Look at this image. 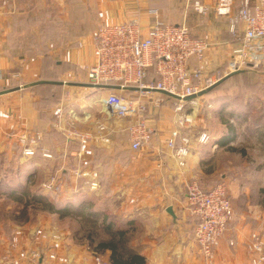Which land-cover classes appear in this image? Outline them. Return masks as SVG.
I'll return each mask as SVG.
<instances>
[{
    "label": "crops",
    "instance_id": "obj_1",
    "mask_svg": "<svg viewBox=\"0 0 264 264\" xmlns=\"http://www.w3.org/2000/svg\"><path fill=\"white\" fill-rule=\"evenodd\" d=\"M196 2L202 10L196 7ZM216 3L217 0H8L7 6L0 5V71L6 75L0 80V91L43 78L86 82L88 67L97 60L94 39L97 27L132 18H139L148 25L154 21L156 11L162 22H186L195 36L210 42L206 54L208 72L224 69L233 48L240 43L239 35L231 32L230 27L235 22L239 31L243 28V24L236 21L242 2L234 0L232 19L218 14ZM45 21L49 22L46 24L51 33H44ZM50 36L59 38L58 42H47V53L52 56L46 54L44 41ZM245 69L196 98L201 101L212 97V91L231 79L234 84L235 79L244 75ZM79 87L88 89L82 85L61 84L55 87L59 94L56 95L47 94V87L39 85L0 94V144L8 153L5 154L7 162L14 157L11 147L15 143L19 145V135L26 130L42 131L41 146L55 153H63L61 150L66 147L73 149V153L82 148L88 163L100 171L101 186L96 192L106 194L110 200L106 208L119 224L127 228L132 222V243L145 255V264H206L194 237L197 218L191 212L187 187L194 180L206 189L213 187L212 176L216 173L211 164L219 161L218 152L222 148L228 149L232 145L235 214L216 248L214 264H252L255 253L249 247L252 242L249 234L254 227L264 232V120L253 126L259 110L257 106L247 99L245 108L232 104L235 139L229 145H219L218 139L224 131L213 140L211 132L202 128L199 132L206 131L209 140L200 141L198 133L186 164L180 166L173 156V149L167 145L177 116L176 110L173 113L168 107H152L147 116L155 128L153 139L138 150L131 148L129 140H112L107 144L68 140L59 127V124L67 125L68 116L57 119L56 106L63 103L64 112L74 108L79 114L89 111L95 117H104L99 97L107 92L87 90L83 94L78 92L82 91ZM235 94L232 92V97ZM155 95L166 94L156 91ZM166 104H173V100ZM244 137L249 141L258 137L260 156L249 151L251 148L243 142ZM248 154L250 159L246 158ZM62 162L56 159L54 169ZM46 163L38 162L41 174H44ZM254 163L257 169L252 168ZM170 205L175 215L167 210ZM20 236L11 244L28 245ZM1 237L4 241L0 249L11 246V237L7 239L6 233ZM9 249L16 254L14 248Z\"/></svg>",
    "mask_w": 264,
    "mask_h": 264
},
{
    "label": "built area",
    "instance_id": "obj_2",
    "mask_svg": "<svg viewBox=\"0 0 264 264\" xmlns=\"http://www.w3.org/2000/svg\"><path fill=\"white\" fill-rule=\"evenodd\" d=\"M0 2L6 4L8 0ZM241 2L236 21L243 24V28L239 31L235 22L230 27L231 32L239 35L240 43L233 48L227 66L212 73L208 72L206 62L210 42L195 36L186 22L164 23L156 11L154 21L148 25H144L139 18L100 24L94 32L97 60L88 67L86 82L119 84L120 88L94 89L107 92L99 97L103 118L95 117L89 111L79 114L74 108L64 112L63 103L56 106L57 119L68 116L67 125L59 124L67 139H75L80 143L107 144L113 140L111 135L114 132L124 129L128 133L131 148L141 149L152 141L155 132L148 113L152 107H160L172 99L177 116L167 145L173 149L178 164L184 166L193 144L189 129L196 124V114L189 108L198 105L199 99L186 101L167 94L158 96L155 90L186 96L208 88L233 71L264 66V0ZM233 3L234 0H217V13L232 19ZM196 7L203 9L199 2H196ZM4 78L6 75L0 71V80ZM80 123L86 126H78ZM197 137L207 142L210 135L202 131ZM43 138L42 131H23L18 139L23 156L33 157L41 153L46 158H53L51 149L41 146ZM73 155L79 165L71 174L85 180L90 190L97 191L101 186L98 167L88 163L82 148L75 150ZM57 179L56 173L51 175L45 183L46 189L51 191L52 188L60 187ZM54 180L57 185L53 184ZM187 198L191 212L197 218L194 225L195 240L207 264H214L216 248L234 215L229 191L224 184L206 190L194 180L188 184ZM251 239L250 248L255 253L252 264H264V233L253 232ZM89 260L92 264H113L95 250L85 256L83 264H88ZM23 262L8 254L0 256V264Z\"/></svg>",
    "mask_w": 264,
    "mask_h": 264
},
{
    "label": "rangeland",
    "instance_id": "obj_3",
    "mask_svg": "<svg viewBox=\"0 0 264 264\" xmlns=\"http://www.w3.org/2000/svg\"><path fill=\"white\" fill-rule=\"evenodd\" d=\"M0 5L7 6L8 3L0 2ZM44 23L43 30L45 33L49 28L46 23L49 22L45 21ZM48 32L51 33V30ZM58 40L59 38L57 37H45V49L47 42L55 43ZM47 52L46 49V54L52 56V54ZM259 69L246 67L245 70H248V72L235 79L234 84H232L231 79L212 91L214 94L212 97L203 99L199 101L198 105L189 108V111H194L196 114V124L189 129L193 142L202 128L211 132L213 140L222 135V131L227 129V121L229 120L232 123V104L233 106L245 108V99H247L251 104L257 106L259 110L264 108V68ZM79 88L82 91L78 92H83V94L87 90L96 92L89 87L86 90L82 87ZM45 92L47 94L50 93L49 90H45ZM232 92L236 93L234 97H232ZM163 107H168L170 111L175 112L174 104L162 105L159 109ZM159 109L156 108V110ZM110 122L112 123V120ZM238 126H241V123H238ZM244 138L246 139L243 142L247 143V146L251 148L249 151L260 156L261 151L258 144L260 141L258 137L253 139V141H249L248 137ZM111 139L127 141L129 136L126 130L123 129L118 130L116 133L114 132L111 135ZM15 144L11 147L12 155L14 156L12 161L0 163V183H2L0 185V247L4 241L1 235L5 233L7 234V239L11 237L10 244L22 234L21 236L25 238V241H22L28 245L11 244L7 249L4 248L5 250L3 248L0 249L4 250L0 252V256L8 254L12 258H20L24 261L22 264H83L85 256L90 255L92 250H98V243L110 238V234L106 230L94 226L93 222L82 215L62 216L57 211L45 209L41 203H34L33 200L29 201L26 192H31L30 196L33 193H42L48 196L49 200L56 202L62 210L67 205L72 210L71 213L78 209L73 204L77 205L80 200H85L84 198H87V202L85 200L83 209H87L90 206L95 208L107 207V202L110 200L106 194L102 195L100 192L90 190L85 180L77 179L71 174V171L79 165V161L73 155V149L70 147L62 149L63 153H55V151L50 150L53 153V158H46L41 153H37L33 157H25L22 154L21 146L17 145V143ZM0 153L8 154L1 144ZM218 155L219 161L211 164L212 166L214 165L216 173V175L212 176L213 186L224 184L232 199V148H222ZM246 158L250 159L251 155L248 154ZM56 159L63 162L54 169ZM45 161L47 163L44 164V174H41L37 165L38 162ZM255 167L257 169L256 163L253 164L252 168ZM62 168L66 170L62 171ZM55 173L57 174L60 187L52 188L49 191L46 189L47 185L45 183ZM55 183L57 185L54 180L53 184ZM11 186L13 193H11L12 191L10 192ZM24 194L26 197H21L20 201L17 200V197ZM253 232H261V229L252 228L249 237L252 238ZM133 235L132 233L131 239ZM9 248H14L17 255ZM99 251L104 257H109L108 251Z\"/></svg>",
    "mask_w": 264,
    "mask_h": 264
},
{
    "label": "trees",
    "instance_id": "obj_4",
    "mask_svg": "<svg viewBox=\"0 0 264 264\" xmlns=\"http://www.w3.org/2000/svg\"><path fill=\"white\" fill-rule=\"evenodd\" d=\"M248 72V70H245V73ZM39 85H44L47 87L46 90H49L50 93L56 94V88L57 86L61 84H50V83H44V84H38L33 86H26L28 87H35ZM45 88V87H43ZM45 90V89H44ZM59 95V94H56ZM257 115H255V120L253 126L259 125L263 122L264 119V108L257 111ZM236 132H235V126L233 123H231L229 120L227 121V129L226 132L224 131V134L219 137L218 143L219 145H229V143L235 139ZM232 146H229L228 149H231ZM8 160L7 155L4 153L0 155V163H6ZM2 183H0L1 185ZM8 186V185H7ZM23 188V187H21ZM210 188H207L208 190ZM12 186L10 187V192L12 191ZM264 192V188H263ZM13 193V191L11 192ZM31 193V192H30ZM30 193L26 192L27 199L29 201L33 200L34 203H41L45 209H48L50 211H57L62 214V216L66 215H82L86 219L90 220L94 223V226H98L104 230H106L110 234V238L104 239L101 242L98 243V253H101V251H108L109 252V260L113 264H145L146 263V257L143 255L138 246L133 245L131 235L133 229L132 222H129L128 227L126 228L122 224H119L118 220L109 213L108 209L106 207L101 208H95V207H88L87 209H83V205H85V200L87 198H84L85 200H80L78 204H73L75 208H78L75 210L74 213H71L72 210L65 205L64 210L60 209L59 206L56 204V202L49 200L44 194L42 193H33L32 196H30ZM22 194V192H21ZM26 197V195H22L17 197V200H21V197ZM87 202V200H86ZM92 203V202H91ZM90 203V205H91ZM93 205V204H92Z\"/></svg>",
    "mask_w": 264,
    "mask_h": 264
},
{
    "label": "water",
    "instance_id": "obj_5",
    "mask_svg": "<svg viewBox=\"0 0 264 264\" xmlns=\"http://www.w3.org/2000/svg\"><path fill=\"white\" fill-rule=\"evenodd\" d=\"M244 70L243 69H240V70H236V71H233L227 75H225L224 77H222L221 79H219L217 82H215L214 84L210 85L208 88L206 89H203L197 93H194V94H190V95H186V96H180L178 94H175V93H172V92H169L167 90H158L156 89L155 91H159V92H162L164 94H167V95H170V96H173L175 98H178V99H182V100H191V99H194L196 97H199L203 94H206L208 92H210L211 90H213L216 86H218L219 84H221L223 81H225L226 79H228L229 77H231L232 75L234 74H237V73H240V72H243ZM44 83H50V84H76V85H82V86H85V87H89V88H92V89H99V88H103V89H112V88H120V85L119 84H92V83H89V82H69V81H64V80H57V79H46V78H43V79H38V80H35V81H32L30 82L29 84H25L23 86L21 85H16V86H11V87H8V88H4L3 90L0 91V94L2 93H6V92H10V91H14V90H17V89H20L21 87H26V86H33V85H38V84H44ZM131 89L135 88V87H130ZM167 210L173 214H174V210H173V207L170 205L168 206Z\"/></svg>",
    "mask_w": 264,
    "mask_h": 264
}]
</instances>
